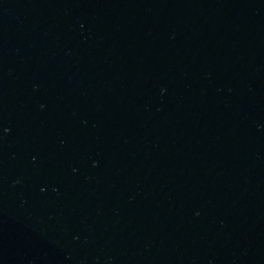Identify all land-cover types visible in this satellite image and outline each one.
Wrapping results in <instances>:
<instances>
[{
	"label": "water",
	"instance_id": "water-1",
	"mask_svg": "<svg viewBox=\"0 0 264 264\" xmlns=\"http://www.w3.org/2000/svg\"><path fill=\"white\" fill-rule=\"evenodd\" d=\"M264 194V0H0V264Z\"/></svg>",
	"mask_w": 264,
	"mask_h": 264
}]
</instances>
